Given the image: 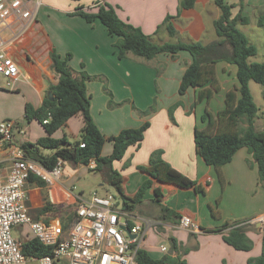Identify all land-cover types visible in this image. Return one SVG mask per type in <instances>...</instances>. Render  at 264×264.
<instances>
[{
  "label": "crops",
  "instance_id": "0c3cea01",
  "mask_svg": "<svg viewBox=\"0 0 264 264\" xmlns=\"http://www.w3.org/2000/svg\"><path fill=\"white\" fill-rule=\"evenodd\" d=\"M181 1L29 0L34 11L32 17L12 15L0 23V51L11 55L20 70L13 87H9V80L2 76L4 81L0 82V95H7L1 90H6L9 96L15 95L19 105L24 107L25 117L26 104L35 108L41 106L49 92V85L58 81V74L52 66L51 51L55 49L62 55L72 53L69 64L74 70L100 76L87 80L86 84L91 114L107 138L118 134L123 128L139 127L146 121L150 122L140 145H131L124 157L113 163L122 175L127 195H135L141 184L150 178L139 166L148 164L150 154L155 149H163L164 159L191 179L202 185L208 183L206 191L201 192L194 187L183 188L154 180L153 185L145 191L143 202L129 212L135 223L147 228L142 248L154 258H160L165 254L162 246L167 247V252L171 247L165 242L157 243V237L174 236L184 246L194 243L199 246L184 256L186 264H248L250 257L261 254L264 230L257 222L264 215V185L260 182L257 164L248 149L242 147L230 162L216 168L197 154L194 141L196 125L200 128L207 126V122L201 120L206 108L217 114L226 106L227 92L238 86L236 66L226 62L217 63L220 90L210 100L205 98L202 100L204 102L200 101L192 109L201 88L191 87L185 94L179 93L184 71L192 62L189 52L181 50L175 58L161 53L150 61L132 54L120 59L114 45L117 36L111 35L99 19L88 22L81 15L73 14L79 6L88 9L96 3L107 2L115 7L123 20L141 27L157 43H209L217 39L214 20L220 16V8L214 0H195L193 7L179 11ZM240 1L226 0L235 5L234 13L242 9V13L250 17L249 24L254 25L253 30L259 32V41L264 45V26L259 24V17L264 16V0H243L242 7ZM167 15L172 16L176 28L174 35L162 25ZM250 42L257 46L254 40ZM160 65H163V70L158 74L156 67ZM111 100L114 104H111ZM155 100V111L143 115L136 110L147 109ZM177 101H182L183 105L175 109L173 122L169 107ZM6 117L16 118L17 115ZM16 122L18 127L13 133L15 145L21 147L26 141L35 142L45 134L37 120L26 124ZM35 123L39 124L40 131L33 136L31 128ZM82 127L83 118L76 114L54 136L61 138L65 135L73 141ZM18 136L19 142L16 140ZM112 150L113 143L107 139L102 154L108 156ZM9 163V151L3 148L0 150V167L4 174L8 172ZM94 166V161L89 164L64 162L62 177L53 183L45 187L27 183V204L31 215L37 219H59L52 212L41 213L45 195L56 205H75L78 197H88L92 191L109 193L107 181L88 190L76 189L80 179ZM158 203L181 215H190L203 229H212L225 222L249 221L247 234L253 246L246 251L226 243L223 233L229 228L223 233L204 230L193 233L182 228L179 222L161 220Z\"/></svg>",
  "mask_w": 264,
  "mask_h": 264
},
{
  "label": "trees",
  "instance_id": "16d2710c",
  "mask_svg": "<svg viewBox=\"0 0 264 264\" xmlns=\"http://www.w3.org/2000/svg\"><path fill=\"white\" fill-rule=\"evenodd\" d=\"M220 8V16L214 20V28L217 39L203 43L191 42H163L157 43L146 34L141 27L135 26L123 20L111 4L96 3L85 9L77 7L73 14L84 17L88 22L99 19L111 35L117 36L114 45L118 49V58L122 59L132 54L136 58L145 61L155 59L161 53L170 54L173 58L181 50H186L192 56V62L185 69L179 86V93L185 94L191 87L201 88L192 104V109L204 98L210 100L220 90V83L216 75V65L226 62L236 66L238 86L228 91L225 97L226 106L217 114L209 108L201 116L203 122L207 121L206 128L196 125L194 141L196 152L207 164L216 168L230 162L234 154L242 147H246L252 154L258 167L260 182L264 185V128L256 127V118L259 108L254 101L250 88V81L254 80L263 86L264 96V62H250L249 58L258 53V48L251 43L246 33L239 25L250 23V17L242 13L240 9L234 13V4L226 0H214ZM195 0H182L179 11L183 8H191ZM243 6V0L240 1ZM259 24L264 26V16L259 17ZM171 35L176 33L172 22V16L167 15L162 23ZM161 26V25H160ZM72 53L60 54L55 49L51 51L52 66L58 74V81L49 85V91L53 92V99L48 94L38 108L27 103L25 106V119L27 122L37 120L44 128L45 134L35 142L26 141L21 147L27 158L39 162L47 169H53L61 160L89 164L95 162L91 171L102 173L107 183L115 189L113 194L117 203L127 212H133L143 202L145 191L153 185L154 180L173 183L183 188L194 187L197 191L205 192L207 184H200L191 179L163 157V149H155L151 152L147 165L139 166V169L147 172L150 178L146 179L135 195H127L123 187V179L119 170L114 168V161L121 160L126 150L131 145H140L145 132L150 126L146 121L139 127L123 128L116 135L108 138L102 133L93 119L90 111V94L86 81L99 78V75H90L86 71L74 70L69 61ZM158 74L163 70V65L157 66ZM209 83L207 87L206 84ZM107 87V83H106ZM110 95L111 91H109ZM111 104L114 101L111 100ZM183 105L177 101L169 107V115L175 122L174 111ZM136 108V107H135ZM140 114H149L156 110V100L145 110L137 109ZM191 112V111H190ZM80 114L83 118V127L79 136L70 141L65 135L61 138L54 134L66 124L69 118ZM47 120V122H45ZM209 127L217 130L211 132ZM109 139L113 143L112 153L108 156L102 154L105 141ZM84 143L85 146H81ZM50 150L51 152H45ZM29 184L45 187L48 183L39 176L31 175ZM155 200V199H154ZM153 200V201H154ZM161 220L179 222L181 213L161 203ZM52 212L54 215L63 214L62 223L68 228L75 217L74 205H56L47 195L44 196V205L41 213ZM249 221L225 222L221 226L212 229H203L206 232L223 233L226 243L238 250H250L253 241L247 234ZM172 253L165 252L160 258H154L145 248L138 249V264H186L185 255L190 251L188 246L179 243L174 236L169 237ZM22 251L26 257H41L52 254V247L44 245L35 236H29L22 241ZM248 264H264V230L262 237V251L257 257H250Z\"/></svg>",
  "mask_w": 264,
  "mask_h": 264
},
{
  "label": "built area",
  "instance_id": "2783aa9c",
  "mask_svg": "<svg viewBox=\"0 0 264 264\" xmlns=\"http://www.w3.org/2000/svg\"><path fill=\"white\" fill-rule=\"evenodd\" d=\"M33 14L29 0H0V23L12 15L30 18ZM19 74L16 60L1 50L0 76L9 80V87L14 86ZM17 127L13 120L0 122V150L9 151L10 162L6 174L0 167V264H25L27 258L39 264H138L136 256L146 238L147 228L135 223L111 193L92 191L88 197H78L74 205L75 217L68 228H64L60 219H37L31 215L27 204L29 177L36 175L48 184L53 183L62 177L64 163L60 160L53 169H47L27 158L22 147L13 142ZM257 222L264 227V215ZM24 224L41 243L52 247V254L24 255L22 242L13 234L15 227ZM179 224L193 233L203 231L187 214L181 215ZM162 250L167 252V247L162 246Z\"/></svg>",
  "mask_w": 264,
  "mask_h": 264
},
{
  "label": "rangeland",
  "instance_id": "374dc122",
  "mask_svg": "<svg viewBox=\"0 0 264 264\" xmlns=\"http://www.w3.org/2000/svg\"><path fill=\"white\" fill-rule=\"evenodd\" d=\"M239 27L247 34L250 40H254V42L257 44V47H258V53L249 58L250 62H264V45L262 42L259 41V35H258L259 32L258 31L254 32L253 24L239 25ZM3 81H4V78L0 76V82H3ZM250 88L252 91L254 101L259 108L258 117L256 118V127L257 129L262 130L264 128L263 86L259 82L251 80ZM1 91H3L1 93H6L7 95H2V94L0 95V122L3 120H16V121L26 124L27 121L24 117V107L19 105L16 99V96L15 95L9 96L8 92H5L6 90H1ZM203 100H205V98ZM13 114L14 116L17 115V117L16 118L6 117L8 115H13ZM39 127H40L39 124L35 123L34 126L31 128L33 136H35L40 131ZM209 130L211 132H215L217 129L215 127H209ZM19 138L20 137L18 136L16 140H18ZM19 141L20 140H18V142ZM46 151L51 152L50 150H45V152ZM101 182L103 183L106 182V178L102 173L95 172V171L86 172L85 176L82 177L79 183L76 185V189L78 190L81 188H86L88 190L95 186L98 187L99 183ZM108 187H110L109 193L114 194L116 192L112 186L109 185ZM87 194H88V191H87ZM56 217L62 221L63 214L62 215L58 214ZM13 234L21 242L28 237V234L32 236V232L30 231L29 226H27L26 224H24L23 226L21 225V226L15 227L13 230ZM161 242H165L167 245L170 246L169 238H166L163 236L157 237V243H161ZM188 247L190 248V250H192V249H198L199 246L194 243ZM25 264H39V262L32 258H27V261Z\"/></svg>",
  "mask_w": 264,
  "mask_h": 264
},
{
  "label": "water",
  "instance_id": "95a60500",
  "mask_svg": "<svg viewBox=\"0 0 264 264\" xmlns=\"http://www.w3.org/2000/svg\"><path fill=\"white\" fill-rule=\"evenodd\" d=\"M48 96H49V98L50 99H53V92L52 91H49L48 92ZM127 231H128V233L130 232L128 229H126ZM132 237H134V235L133 234H130ZM169 253H172V249H170V251H169Z\"/></svg>",
  "mask_w": 264,
  "mask_h": 264
}]
</instances>
